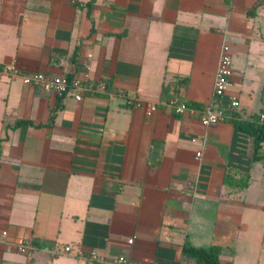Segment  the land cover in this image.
I'll list each match as a JSON object with an SVG mask.
<instances>
[{
	"label": "crops",
	"instance_id": "crops-1",
	"mask_svg": "<svg viewBox=\"0 0 264 264\" xmlns=\"http://www.w3.org/2000/svg\"><path fill=\"white\" fill-rule=\"evenodd\" d=\"M224 45L223 108L238 100L253 121L264 0H0V264H196L187 244L264 264V142L254 162L247 131L172 104H212ZM12 63L93 91L61 99L11 76Z\"/></svg>",
	"mask_w": 264,
	"mask_h": 264
},
{
	"label": "built area",
	"instance_id": "built-area-1",
	"mask_svg": "<svg viewBox=\"0 0 264 264\" xmlns=\"http://www.w3.org/2000/svg\"><path fill=\"white\" fill-rule=\"evenodd\" d=\"M1 71V69H0ZM7 71L11 72V76L21 78L24 84L39 87L47 91L54 92L57 96H66L73 93L77 100H82L83 95L86 92L93 91L92 84L88 79H80L77 77H69L67 75H49L42 72L26 74L20 70L16 64H10L7 66ZM233 72V58L230 47L224 45L222 48L220 64L216 74L215 87H214V100L212 104L204 106L202 109L195 106H187L184 103L172 102L174 105L176 114L189 113L191 115H198L201 123L205 127L216 126L222 122H225L235 116L241 117V103L238 100H232L230 102V108L233 114L228 115L223 108L222 99L230 85V78ZM128 106H139L140 101L137 95L128 97L126 101ZM215 106H217L215 108ZM260 124L264 125V106L260 113L256 116ZM197 157H201V153L197 154ZM8 239L7 231H0V243L6 242ZM130 245L133 241H128ZM28 243H19L18 249L23 251ZM71 247H66L65 252H70ZM89 264H138L133 262L129 258H117L114 260H108L106 257L91 254L87 257ZM153 264H159L157 262Z\"/></svg>",
	"mask_w": 264,
	"mask_h": 264
},
{
	"label": "trees",
	"instance_id": "trees-1",
	"mask_svg": "<svg viewBox=\"0 0 264 264\" xmlns=\"http://www.w3.org/2000/svg\"><path fill=\"white\" fill-rule=\"evenodd\" d=\"M68 76L72 77V74H69ZM60 98L62 99L63 97ZM184 102L190 106L202 107V105L193 102ZM54 115L55 112H53V118ZM229 120L251 135L252 160L254 162L259 161L261 157L258 155V153L264 142V125L258 122L257 117L253 121H243L241 117L235 116L233 114ZM22 123L23 122H19L17 124L19 125ZM222 252L223 248L217 245H213L208 249H199L187 244L184 249V254L187 261H194L196 264H223L220 259Z\"/></svg>",
	"mask_w": 264,
	"mask_h": 264
}]
</instances>
